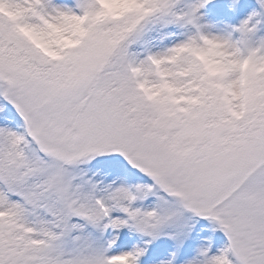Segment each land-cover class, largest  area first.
Returning <instances> with one entry per match:
<instances>
[{
  "label": "snow or ice",
  "instance_id": "snow-or-ice-1",
  "mask_svg": "<svg viewBox=\"0 0 264 264\" xmlns=\"http://www.w3.org/2000/svg\"><path fill=\"white\" fill-rule=\"evenodd\" d=\"M0 264H264V0H0Z\"/></svg>",
  "mask_w": 264,
  "mask_h": 264
}]
</instances>
